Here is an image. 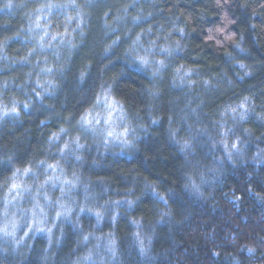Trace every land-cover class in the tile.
I'll list each match as a JSON object with an SVG mask.
<instances>
[{
	"label": "trees",
	"instance_id": "trees-1",
	"mask_svg": "<svg viewBox=\"0 0 264 264\" xmlns=\"http://www.w3.org/2000/svg\"><path fill=\"white\" fill-rule=\"evenodd\" d=\"M45 170L66 215L0 264H264V0H0V226Z\"/></svg>",
	"mask_w": 264,
	"mask_h": 264
},
{
	"label": "rangeland",
	"instance_id": "rangeland-1",
	"mask_svg": "<svg viewBox=\"0 0 264 264\" xmlns=\"http://www.w3.org/2000/svg\"><path fill=\"white\" fill-rule=\"evenodd\" d=\"M80 126L81 130L84 131V135L90 134L92 139L95 138V142L99 143L95 145L97 148L107 149L125 146L123 143L128 131L123 114L114 103L105 97L83 118ZM57 175L58 172L56 170H45L43 176L47 181L35 191L33 196L31 195L32 187L22 183L24 179L29 177L28 172L19 174L11 182L7 196L10 195L12 197L11 204L14 205L13 209L15 207L17 209L18 200L24 197H26L28 203L25 202L26 207H23L22 210L24 213L14 210L10 219L2 223L0 226V243L12 246L15 249L28 245L35 237L45 236L47 238L49 236V226H52L53 222L62 219L67 212V209L65 210L58 205L61 196L57 194L52 197V195L47 196L45 193L47 192L46 189L49 190V193H59L67 185ZM50 208L54 210V213L48 212ZM16 212L19 214H16ZM21 214L23 217L19 216ZM39 229L44 230L40 231Z\"/></svg>",
	"mask_w": 264,
	"mask_h": 264
},
{
	"label": "snow or ice",
	"instance_id": "snow-or-ice-1",
	"mask_svg": "<svg viewBox=\"0 0 264 264\" xmlns=\"http://www.w3.org/2000/svg\"><path fill=\"white\" fill-rule=\"evenodd\" d=\"M10 6V5H9ZM141 63H147V61H145V60H141ZM109 135H111V133H109ZM58 215H60V213H58ZM40 231H43L44 229H39ZM6 231V230H5ZM249 251H251V250H249Z\"/></svg>",
	"mask_w": 264,
	"mask_h": 264
}]
</instances>
